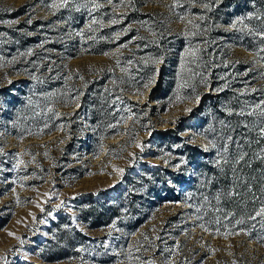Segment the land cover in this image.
Masks as SVG:
<instances>
[{
  "label": "rangeland",
  "instance_id": "1",
  "mask_svg": "<svg viewBox=\"0 0 264 264\" xmlns=\"http://www.w3.org/2000/svg\"><path fill=\"white\" fill-rule=\"evenodd\" d=\"M62 5L0 0V264H264V0Z\"/></svg>",
  "mask_w": 264,
  "mask_h": 264
},
{
  "label": "trees",
  "instance_id": "2",
  "mask_svg": "<svg viewBox=\"0 0 264 264\" xmlns=\"http://www.w3.org/2000/svg\"><path fill=\"white\" fill-rule=\"evenodd\" d=\"M101 1V0H100ZM112 1H118V0H112ZM111 3H107L105 6L108 7V6H111L110 5ZM141 14V12L137 9V8H131L126 14H125V19L126 20H129V19H134V18H137L139 15ZM59 15V14H58ZM61 16H66V15H59V17ZM64 18V17H63ZM248 39V38H247ZM243 44L248 47V48H253V45L251 43V41H245L243 42ZM91 48H94V47H91ZM99 49V48H98ZM92 50H97L96 48L92 49ZM29 81H25V83H28ZM3 90L5 93H8V95H14V91L12 90L13 88H15L13 85H10L9 84H6V85H3ZM17 88V87H16ZM19 89V88H18ZM14 97V96H13ZM48 127H45L43 128V131H48L50 129V127L47 129ZM244 145V143H243ZM203 163V171L205 172V175H212L214 177V180L215 181H218L216 183V192H219V193H224L226 192V190L228 189V183H229V176L231 174V176H234L238 169L235 168L234 166H231L230 169H217L216 167L212 166V165H208L205 164V161H202Z\"/></svg>",
  "mask_w": 264,
  "mask_h": 264
},
{
  "label": "snow or ice",
  "instance_id": "3",
  "mask_svg": "<svg viewBox=\"0 0 264 264\" xmlns=\"http://www.w3.org/2000/svg\"><path fill=\"white\" fill-rule=\"evenodd\" d=\"M67 3H68V0H63V5L62 6L66 5ZM95 7L96 8H99L100 5L99 4H96ZM204 7L207 9V8H210L211 5L206 3V4H204ZM181 19H183V17ZM242 19L243 18H241V21L240 22H242ZM115 22L116 21H113V23H115ZM189 22L191 23V21H189ZM232 26L235 27V23H233ZM259 35H261L262 37H264V31L260 32ZM105 54L107 55V53H105ZM129 63H131V61H129ZM145 87H147V85H145ZM257 107L259 108V107H261V105L258 104ZM261 132L264 133V129H261ZM118 171H122V170H118ZM256 216L264 217V206H262L259 209V211H257L255 213V216L250 217V219H255ZM217 223H219V221H217ZM242 223H243L242 220L236 221V224H242ZM201 227H203V225H201ZM205 230H207V229H205ZM240 231H244V230L243 229H240ZM240 231H237V232L226 231V232L223 233V235L225 236V238H227L229 235L240 234ZM217 232H219V230H217ZM245 234H248V233H245ZM10 235H12V234L10 233Z\"/></svg>",
  "mask_w": 264,
  "mask_h": 264
}]
</instances>
